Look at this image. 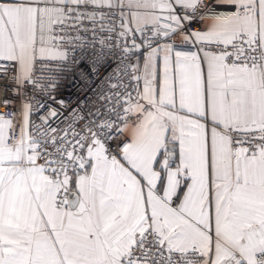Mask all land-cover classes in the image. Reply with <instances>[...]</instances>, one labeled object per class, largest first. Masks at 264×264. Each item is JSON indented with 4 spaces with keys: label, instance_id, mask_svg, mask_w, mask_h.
<instances>
[{
    "label": "snow or ice",
    "instance_id": "6c2138e0",
    "mask_svg": "<svg viewBox=\"0 0 264 264\" xmlns=\"http://www.w3.org/2000/svg\"><path fill=\"white\" fill-rule=\"evenodd\" d=\"M0 264H264V0H0Z\"/></svg>",
    "mask_w": 264,
    "mask_h": 264
},
{
    "label": "built area",
    "instance_id": "2783aa9c",
    "mask_svg": "<svg viewBox=\"0 0 264 264\" xmlns=\"http://www.w3.org/2000/svg\"><path fill=\"white\" fill-rule=\"evenodd\" d=\"M62 91L64 93V98L68 99L71 96L74 89H73V87L68 86V87H65Z\"/></svg>",
    "mask_w": 264,
    "mask_h": 264
}]
</instances>
